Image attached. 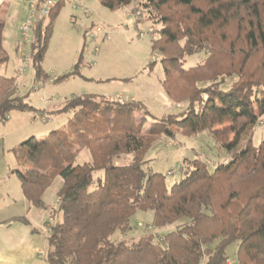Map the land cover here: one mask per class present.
Listing matches in <instances>:
<instances>
[{"label": "trees", "instance_id": "16d2710c", "mask_svg": "<svg viewBox=\"0 0 264 264\" xmlns=\"http://www.w3.org/2000/svg\"><path fill=\"white\" fill-rule=\"evenodd\" d=\"M37 1L40 6L47 0ZM64 1L55 2L49 15L37 18L32 27L38 83L51 78L42 63ZM100 1L116 10L135 0ZM143 6L151 13L153 7L163 24L152 48L164 67L163 88L182 108L157 116L139 100L75 95L59 109L72 113L63 128L44 138L31 136L15 149V172L33 206L45 208V192L62 178L45 262L227 264L228 247L237 243V264H264V139L253 144L264 116V0H146ZM2 11L0 68L9 60ZM181 40L184 50L173 51ZM208 46L204 64L183 65L184 55ZM80 62L55 81L80 74ZM235 74L237 80L227 86ZM17 89V78L0 74V123L14 110L33 109ZM205 129L231 155L213 171L195 158L181 166V179L168 185L167 174L145 169L147 153L158 139ZM83 149L92 159L77 163ZM123 154H130L131 161L115 164L114 158ZM99 170L103 177L90 190ZM149 211L153 230L131 242L111 239L131 230L138 212ZM183 218L174 229L158 232Z\"/></svg>", "mask_w": 264, "mask_h": 264}, {"label": "rangeland", "instance_id": "374dc122", "mask_svg": "<svg viewBox=\"0 0 264 264\" xmlns=\"http://www.w3.org/2000/svg\"><path fill=\"white\" fill-rule=\"evenodd\" d=\"M35 1L0 0V8L5 10L1 13L5 21L4 49L9 56L8 62L0 68V74L16 77L18 84L25 82L24 85H19L17 94L26 96V100L33 107L32 110H14L10 113L11 119L0 123V133L8 134L9 143L11 139L16 140L24 134L27 137L22 139L23 141L30 138L32 132L35 137L44 138L51 130L63 128L72 113L59 109L63 107L65 100L75 95L106 96V92L109 97H114L122 92L123 100L130 94L138 95L157 116L181 110L182 104L173 102L163 88L164 67L161 58L159 59L152 48V38L160 37L159 32L163 24L153 7L152 13L144 8L143 2L146 0H135L130 6L116 10L104 6L100 0H65L54 22L42 63L45 72L51 76V85L45 84L46 81L38 83L35 80L32 58L25 61L22 55L24 51L27 57H32L31 47L24 46L21 25L32 13L30 3ZM91 32L95 35H91ZM234 33L237 34V30ZM30 36L33 41L32 29ZM184 46L185 41L181 40L172 50H184ZM210 48L184 55L183 65L188 68L204 64L210 56ZM80 59V74L55 81L73 71ZM239 59L237 57L235 62ZM226 63L230 64L231 61L227 60ZM21 68H25L24 71L20 72ZM237 78L236 74L229 77L227 86ZM134 118L138 120L140 115L135 114ZM263 139L264 116L256 126L253 144L258 146ZM22 140L20 142H23ZM230 156V153L216 142L209 129L190 136L179 132L175 138L164 137L154 143L147 153L145 169L167 174V183L171 185L181 179V173L178 172L181 166L195 158L206 161L213 171ZM10 157L16 163L13 152H10ZM91 159V152L83 149L77 157V163ZM131 159L130 154H123L115 157L114 163L127 164ZM101 177L103 170L94 173L96 181L90 186V190L97 187ZM61 184L62 178L58 177L46 191L44 204L48 212L58 206L57 197ZM51 214L54 216L53 212ZM152 218L151 211L138 212L132 218V229L126 233L116 232L111 239L114 242H131L138 239L147 229L153 230L150 225ZM185 219L158 229V232L170 231ZM139 222L143 225L140 226ZM238 248L237 243L228 247V254L234 261Z\"/></svg>", "mask_w": 264, "mask_h": 264}, {"label": "crops", "instance_id": "0c3cea01", "mask_svg": "<svg viewBox=\"0 0 264 264\" xmlns=\"http://www.w3.org/2000/svg\"><path fill=\"white\" fill-rule=\"evenodd\" d=\"M24 84L23 81L19 82L18 87ZM45 84L51 85V80H47ZM105 95L108 96L109 93L105 92ZM115 95L114 98L124 97L122 92ZM126 100L142 101L135 94H130ZM11 118L10 114L8 119ZM31 136L35 134L32 132ZM25 137L27 136L24 134L16 140L11 139L9 143L8 134L0 133V264H46L44 255L49 232L47 221L55 209L48 212L46 205L45 208L35 207L23 193L21 181L15 172L18 167L15 149ZM10 152L15 155L16 163L11 159ZM20 218H25L26 221Z\"/></svg>", "mask_w": 264, "mask_h": 264}, {"label": "built area", "instance_id": "2783aa9c", "mask_svg": "<svg viewBox=\"0 0 264 264\" xmlns=\"http://www.w3.org/2000/svg\"><path fill=\"white\" fill-rule=\"evenodd\" d=\"M55 3V0H47L45 1L43 4H41L40 6H38V1L36 0L35 2H31L30 3V7L32 9V13L29 15L28 18H26L22 25H21V31H22V34H23V40H24V46L25 48H29L31 47V42H32V39L30 38V30L32 29L33 25H34V22L37 18H40V17H46L49 15L53 5ZM98 30H100V28H98ZM91 35H95L94 32H91ZM22 55L24 56L25 58V61L29 60L31 57H27L26 53L24 51H22ZM25 68H21L20 69V72L21 71H24ZM55 222V218L54 216H50L48 218V231L50 230L51 228V225H53ZM139 225L142 226L143 223L142 222H139ZM151 228H153L151 226ZM41 254L43 255V253L41 252ZM45 256V255H44ZM227 264H237L236 261L230 259L227 261Z\"/></svg>", "mask_w": 264, "mask_h": 264}]
</instances>
